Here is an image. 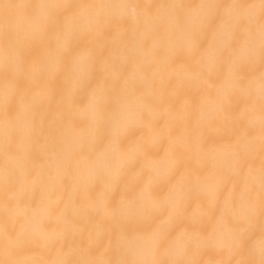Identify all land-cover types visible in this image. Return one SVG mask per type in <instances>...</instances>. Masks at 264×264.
<instances>
[{
  "label": "bare ground",
  "instance_id": "6f19581e",
  "mask_svg": "<svg viewBox=\"0 0 264 264\" xmlns=\"http://www.w3.org/2000/svg\"><path fill=\"white\" fill-rule=\"evenodd\" d=\"M57 2L95 7L73 10L79 18L70 53L63 33H40L28 10L14 13L12 36L27 64L37 65L30 79L24 72L5 73L0 10V260L259 264L264 220L257 215L242 228L225 207L233 186L238 190L246 180L247 165L237 172L233 160L238 135L248 134L243 158L258 184L264 105L259 57L245 66L246 86L236 90L215 71L208 73L190 47L193 33L185 26V10L156 7L207 0ZM214 27L196 29L195 39L201 50L209 45L219 50L226 62L230 48L213 37ZM226 88L230 104L220 111ZM93 91L99 112L87 103ZM25 111L27 156L16 148L17 134L15 159L8 160L16 175L6 186L4 127L19 126L14 118ZM240 113L244 118L237 121ZM213 177H226L228 184L218 188ZM101 188L113 203L127 193L136 205L129 214L107 217L97 203ZM153 203L161 210L136 213L140 205L147 209ZM22 225L25 239L6 257L5 231L14 234Z\"/></svg>",
  "mask_w": 264,
  "mask_h": 264
},
{
  "label": "snow or ice",
  "instance_id": "6c2138e0",
  "mask_svg": "<svg viewBox=\"0 0 264 264\" xmlns=\"http://www.w3.org/2000/svg\"><path fill=\"white\" fill-rule=\"evenodd\" d=\"M94 5H72L68 3L57 2V0H41L39 3L23 5L14 2H6L0 0V10H2L3 32H4V57L3 63L5 73L15 75L18 72H24L27 78H31V74L37 71V65L33 63L28 65L23 51L17 46L12 36L10 26L14 19V13L20 10H28L30 18L40 33L56 30L65 36V51L69 52L70 42L76 32V24L78 14L73 10L76 8H92ZM158 9L168 7H179L185 10L184 23L185 26L193 33V40L190 47L193 51L198 52L206 65L208 73L216 72L222 77L232 88L242 90L246 86V77L244 75L245 66L251 64L259 57L264 64V0H249L245 3L242 0H207L195 5H157ZM61 18H63L61 22ZM215 25L213 28V37L220 36L225 44L230 48L229 59L226 62L221 61V52L211 51L209 48L200 49L195 39L196 29H203L207 26ZM239 33V34H238ZM262 80V98H264V73ZM7 103V100H6ZM88 106L94 111H100V102L95 96V92L88 97ZM226 104H230L229 90L224 91V98L219 106V110L223 111ZM244 118V113L238 114L237 121ZM14 119L20 120V125H5V167L4 182L6 186L12 184L15 178L16 170L9 167L8 160L15 159L12 152L13 139L17 134L21 135L19 144L16 145L17 150L23 151L26 158L27 151L25 145L30 139V127L28 114H18ZM248 134L238 135V150L233 154L235 170L243 171L247 165L246 180L243 186L238 190L233 186L230 198L226 201L225 207L228 209L232 221L242 226H250L257 215L264 220V105H262L261 115V164L259 169L258 184L254 169L243 158L244 154L249 151L248 143H243ZM176 166L179 162H175ZM21 171L27 174V169L22 168ZM218 181V188H223L228 184L226 177H213ZM99 197L97 203L103 209L105 216L115 217L129 214V210L136 205V198L125 193L119 202L113 203L110 193L103 188L97 193ZM150 210H161V206L153 203L150 208L140 205L136 213ZM132 213V214H136ZM26 233L23 225L16 233H8L5 231V255H10L15 246L22 243ZM236 246V245H232ZM230 246V250L231 247ZM187 248L178 251V256H183ZM261 259L259 264H264V240L260 244ZM0 264H19L18 261L12 259L0 260ZM61 264H199L196 260L191 259H136L125 260L118 259L115 261H63ZM228 264H232L231 261ZM235 264H255L253 260H238Z\"/></svg>",
  "mask_w": 264,
  "mask_h": 264
}]
</instances>
